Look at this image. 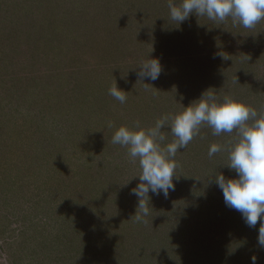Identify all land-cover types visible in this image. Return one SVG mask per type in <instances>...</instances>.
<instances>
[{
	"label": "rangeland",
	"instance_id": "obj_1",
	"mask_svg": "<svg viewBox=\"0 0 264 264\" xmlns=\"http://www.w3.org/2000/svg\"><path fill=\"white\" fill-rule=\"evenodd\" d=\"M148 58L155 81L137 75ZM206 90L264 117V20L192 13L179 25L168 0H0V264H264L260 222L249 228L215 183L236 176V130L202 124L174 157L175 190L149 192L146 222L133 216L139 161L112 136ZM213 143L224 150L209 157Z\"/></svg>",
	"mask_w": 264,
	"mask_h": 264
},
{
	"label": "clouds",
	"instance_id": "obj_2",
	"mask_svg": "<svg viewBox=\"0 0 264 264\" xmlns=\"http://www.w3.org/2000/svg\"><path fill=\"white\" fill-rule=\"evenodd\" d=\"M168 8L170 18L179 25L192 13L221 22L231 17L234 23L245 28H252L264 20V0H182L179 4L176 0H168ZM138 67L140 80L155 81L162 71L158 58H148ZM126 93L116 83L109 90V94L121 103L126 102ZM193 102L180 113L162 116L147 130L139 128L137 123L139 130L121 126L112 136L113 144L127 147L130 158L139 161L141 174L136 177L140 182L131 189V194L138 198L139 211L133 216L137 222H146L145 217L150 214L149 192L167 198L169 191L175 190L173 177L177 163L174 157L199 134L202 124L206 123L217 136L236 130L239 139L228 149L230 163L226 165L236 176L226 178L220 173L215 176V183L223 193L225 206L239 211L249 228L260 222L258 244L264 249V117L257 118V110L242 101L230 96L219 99L209 90ZM169 121L175 139L161 147L160 142L165 140L161 130ZM108 126L111 127V123ZM223 150L222 145L213 143L208 155L212 157ZM256 261L253 255L252 264Z\"/></svg>",
	"mask_w": 264,
	"mask_h": 264
}]
</instances>
